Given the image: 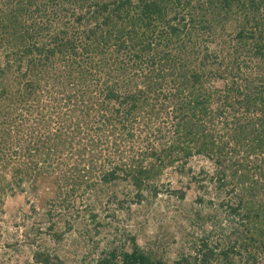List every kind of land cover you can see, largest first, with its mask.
I'll use <instances>...</instances> for the list:
<instances>
[{"label": "trees", "instance_id": "trees-1", "mask_svg": "<svg viewBox=\"0 0 264 264\" xmlns=\"http://www.w3.org/2000/svg\"><path fill=\"white\" fill-rule=\"evenodd\" d=\"M169 170L201 236L173 260L121 236L89 264H264V0H0V205L40 200L31 261L63 264L40 236L99 234L103 196L115 219Z\"/></svg>", "mask_w": 264, "mask_h": 264}, {"label": "rangeland", "instance_id": "rangeland-1", "mask_svg": "<svg viewBox=\"0 0 264 264\" xmlns=\"http://www.w3.org/2000/svg\"><path fill=\"white\" fill-rule=\"evenodd\" d=\"M210 49L219 51L220 47L214 43L210 45ZM220 52L219 55H222ZM190 166L196 174L202 168L211 172L214 170L213 164L202 157L193 159ZM187 182L186 176H179L173 170L167 171L158 182L160 192L156 197L148 194L146 200L135 204L133 196H129L126 206L131 208L130 211L117 210L115 219L108 217L110 208L106 204L107 199L103 196L105 202L98 207L99 220L104 223L112 222L111 227L99 228L100 233L97 234L94 227L89 226L86 229L82 225L79 232L67 233L65 241L61 244L56 243L50 234L40 236L38 243H43L49 246L51 251H55L62 258L63 264H89L101 256L103 251L111 247L109 245L115 241L116 245H120L121 236H135L144 250L160 249L159 252H165L167 259H177L181 252L187 251L183 247H190L189 240L196 241L201 236L200 227L191 223L194 218L193 212L200 209L195 203L198 193L196 187L192 186L187 190V198L184 201H180L175 194H172L174 189L185 188ZM125 189L124 186L116 188L120 198L124 197ZM209 193L208 198L214 194L212 188H209ZM34 195L36 194L28 192V194L6 196L5 204L0 205V264L33 263L30 258L32 250L24 242L26 229H31L41 217L39 210L29 219H25V213L35 201ZM92 197H88V201L96 202ZM37 205L39 207L42 204L37 203ZM109 207L113 208L110 205ZM39 208L42 209L41 206ZM211 209L207 207L203 216H206ZM187 217H190V220ZM24 221L27 224H23ZM84 222L86 226L87 221ZM210 227V223L203 226L205 230H210ZM215 234L214 239L220 236L218 232Z\"/></svg>", "mask_w": 264, "mask_h": 264}]
</instances>
